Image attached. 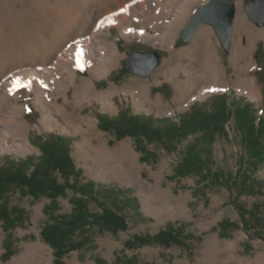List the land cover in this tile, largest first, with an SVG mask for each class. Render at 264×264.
<instances>
[{
    "label": "rangeland",
    "instance_id": "rangeland-1",
    "mask_svg": "<svg viewBox=\"0 0 264 264\" xmlns=\"http://www.w3.org/2000/svg\"><path fill=\"white\" fill-rule=\"evenodd\" d=\"M174 1L177 4L168 16L173 19L174 28L167 30L165 25L155 29L158 26L143 22L133 8L136 2L139 7L153 6L155 0H0V83L18 69L51 66L61 84L70 79L68 67L74 66L82 92L107 94L106 99L112 102V107H106L102 99L91 96L81 100V105L70 102L63 107L62 95L47 96L45 101L51 108H58L55 116L65 129L46 128L35 90L28 92L13 78L0 87V100L9 101L1 116H15V121L24 117L27 123L23 127L29 139V147L0 149V164L4 156L15 160L33 156L34 163H38L41 151L31 143L35 136H67L73 164L69 181L82 187L92 185L93 197L84 196L89 210L101 213L109 207L125 216L126 228L118 230L94 222L80 226L73 241L81 244L63 255L62 264H264V162L256 169L250 161L246 163L233 104L226 133H217L202 153V174L178 172L186 144L200 132L178 142L170 138L148 141L144 137L119 136L114 128L100 127L99 114L113 117L120 110L143 117L152 115L158 119L156 124L162 126L160 118L178 121L192 104L217 93H227L231 100L242 97L253 104L257 118L264 117V24L258 26L249 19L246 6L250 0H234L237 9L228 50L211 24H202L189 42L181 41V30L207 0ZM178 4H182L183 15L176 18ZM55 5L63 16H74V21L56 28L51 23ZM110 10L113 11L105 13ZM116 14H121L132 28H145L161 38L170 34L168 38L174 42L135 34L127 38L118 25L104 21L107 15ZM241 14L246 16V23H241ZM207 26L213 33L203 30ZM239 28L241 43L236 44ZM85 32L88 33L77 37ZM100 32L117 43L123 56L116 67L96 76L91 71L92 60L83 55L80 44L87 40L91 51H96V34ZM53 48L56 51L45 60ZM136 50L160 53V61L149 76L121 72L126 68L127 55ZM60 53L65 55L61 66L54 64ZM47 61V65L39 64ZM253 79L260 90L259 99L252 98L242 86ZM210 86L220 88L203 92ZM39 88L44 95L56 90L49 85ZM61 89L69 93L73 102L75 89L71 85ZM199 92L201 96L196 98ZM242 159L245 174L241 173ZM41 171L32 167L29 173L65 181L58 172ZM216 172L221 173L218 181L212 176ZM73 196L83 195L67 187L55 199L48 195L36 198L26 189L13 187L4 197L5 203L10 211L16 208L23 213L15 223L0 220V264H61L56 248L44 239L42 231L58 215L72 212ZM47 205L50 207L46 209ZM170 227L177 233L168 244H142L135 240Z\"/></svg>",
    "mask_w": 264,
    "mask_h": 264
},
{
    "label": "trees",
    "instance_id": "trees-1",
    "mask_svg": "<svg viewBox=\"0 0 264 264\" xmlns=\"http://www.w3.org/2000/svg\"><path fill=\"white\" fill-rule=\"evenodd\" d=\"M121 72H127L123 68ZM235 108V121L241 134L246 149V163H252L253 169L264 162V117L256 116V110L252 103L244 101L242 97L234 98L227 93L212 94L206 100L197 101L188 110L180 114L179 120L172 117H163L159 121L163 123L158 126V120L152 115H134L126 110H120L118 115L109 116L106 113L99 114L100 127L104 129L114 128L119 136L132 135L138 138L144 137L148 141L162 140L163 138L176 139L177 142L191 133L200 134L186 144L182 163L178 166V172H199L202 174L205 158L202 153L208 150L207 145L213 140L217 133H226L225 124L230 120L231 107ZM31 143L36 145L40 151L39 162L34 163V157L15 160L10 156H4L0 164V220L15 223L20 219L23 211L13 208L10 211L5 203L4 197L13 188L26 189L34 197L48 195L55 199L63 194L67 187L82 193L83 196H73V210L70 214H60L50 225L43 228L42 235L53 247L56 248V256L61 264V258L71 248H75L81 242L75 243L74 237L80 226L89 223H97L111 230L126 228L125 216L119 212L105 207L101 213H92L88 207V200L84 196L93 197L92 185L78 186L71 183L69 178L72 174L73 164L69 155V138L57 133L35 136ZM248 161V162H247ZM243 159L241 160V173L243 171ZM32 167L42 170L41 172H58L64 176L65 181L61 183L56 177H47L44 174H30ZM221 173H214V180L221 179ZM247 177V175H244ZM249 180V179H248ZM88 187V188H86ZM47 205L45 208H49ZM18 213L16 217L12 214ZM18 218V219H17ZM11 223V224H12ZM176 231L171 227L154 235L137 236L135 240L140 243L158 242L168 244L176 237ZM133 264V262H129Z\"/></svg>",
    "mask_w": 264,
    "mask_h": 264
},
{
    "label": "bare ground",
    "instance_id": "bare-ground-1",
    "mask_svg": "<svg viewBox=\"0 0 264 264\" xmlns=\"http://www.w3.org/2000/svg\"><path fill=\"white\" fill-rule=\"evenodd\" d=\"M136 3L134 4L133 8L135 9L136 15L142 17L143 22H147L148 25L158 26L155 29H161V27L163 25H165V28L167 30H172L174 28L173 19H171V18L169 19V17H168L170 15L169 14L170 9L173 8L174 6H176V4H177L174 0H170V1L168 0L166 2H162L161 0H155V4L153 6L142 5L139 7L138 4H136ZM55 8H56L55 12H53V15L55 14V16L52 17L51 23L53 25H55L56 28L61 29L65 25L66 22L71 23L74 21V19H75L74 16L68 15V17L67 16L65 17V16H63V13L61 11H58V10H60V8H58V6H56ZM182 8H183L182 4L177 5V11H175L174 17L177 18V17L183 15V9ZM111 11H113V10L107 11L105 13H108ZM240 11L242 12L241 6H240ZM166 19H168V21ZM239 19H240L241 23H246L247 19H246V16L244 14H241ZM63 20H65V21H63ZM88 21H90V19H88ZM104 21L108 24L118 25L119 28L121 29V32L123 33V35L126 36L127 38H131V36L133 34L139 35L142 38H148V39H154V38L156 39V37L161 38V36L156 35L155 32H153V33L147 32L145 28H143V29L132 28L129 22H126V23L124 22V17L121 14H116L114 16L107 15L104 18ZM203 30L208 31L209 33H213V29L210 26L204 27ZM87 33L88 32L79 34L77 37L85 35ZM241 34H242V28H239L237 38H236L237 39L236 44L241 43V37H242ZM169 36H170V34H166V36L162 37L161 40H163V42H164V40H166ZM168 39H170V43L174 42V40H172L171 38H168ZM78 41L79 40H76V42H78ZM95 46H98L99 49H97L96 51H91L90 45H89L87 40H83L80 44V48H81L83 55L88 56V58H90V60H92L91 71L96 76H97V74L105 75L111 69L116 67L117 63H119L121 61L123 53L120 52L117 43L116 42H110L106 36H103L102 32L96 34ZM62 47L59 49H56L57 51L54 50L55 47L53 49H51L48 52L47 56L45 57V60L49 59L50 55L53 54V51L54 52L56 51V54H58V52H60L63 49ZM13 53H12V56L15 55V53L14 54ZM4 55H6V54H4ZM62 56H63L62 53H60L58 57L56 55V57H55L56 62L54 63L55 65H60L62 62H64V60H65L64 56L65 55L63 57ZM54 60H52V61H54ZM48 63L49 62L47 61V63L46 62H40L39 64L47 65ZM51 68H52L51 66H37V67L31 68V69L30 68L25 69V70L18 69V71L10 72V71L14 70V69H12L9 71L10 73L9 72L5 73V74H7V73H9V74L6 75L4 81L0 83V87L2 86V84H5L7 82L11 83V79L13 78L15 80H19L23 85H25V88L28 92H30L31 90H35L36 91V104L42 113V122L46 128L59 127L62 130L65 129V127L62 128V125H60L58 123V120L55 116V112L58 111V108L56 106H55V108H51L49 103L47 101H45V98L47 96H52L54 98L55 97L58 98L60 95H62V97H64V101H65V104L63 105V107L66 104H69L70 102L73 104L76 103V104L81 105L82 104L80 102L81 100L89 99V97H91V96L102 99V101L104 102L103 104L106 107H112V102H110L106 99V97H108L107 94L100 95V94L93 93V92H82L81 91V85H79L76 81L77 76H78V73L76 72V67H74V66L68 67V70H70L69 71L70 72V79L68 81H63V83H61V84L58 81L57 76L55 74H53L56 70L51 71ZM48 85L53 86L54 88H56L57 91L54 90L53 92H48V94L44 95L43 92H41V89L39 88V86H41L42 88H46ZM68 85H71L72 88L75 89L73 102L69 99V93L66 92L65 90L61 89V87H64V86H66L68 88ZM242 86L245 87V89L249 90L248 94L252 98H256V99L260 98V96H259L260 90H259L258 86L256 85L255 79L250 80V81L246 80L245 82L242 83ZM90 87L94 88V85L92 83H90ZM219 88H220L219 86H210L206 90H204V91L202 90V91L203 92H211V91L217 90ZM201 92H199V94L196 95V98L201 96V94H200ZM8 103H9V101L6 100L5 98L2 101L0 100V136H1L0 137V149L2 151H12L14 149L15 145H25V146L29 147L28 135L25 133V129L23 127V125L24 124L26 125V123H27L25 118L21 117V119L19 121H15L14 120L15 116H8L7 118H3L1 116V112H3L6 107H8ZM54 103L58 104L59 102H54ZM20 131H21V133H20ZM76 263L78 264L77 261L75 262V264Z\"/></svg>",
    "mask_w": 264,
    "mask_h": 264
},
{
    "label": "water",
    "instance_id": "water-1",
    "mask_svg": "<svg viewBox=\"0 0 264 264\" xmlns=\"http://www.w3.org/2000/svg\"><path fill=\"white\" fill-rule=\"evenodd\" d=\"M234 0H207L203 2L190 17L187 25L180 32L181 41L189 42L202 24H211L223 45L228 50L236 15ZM246 11L250 20L256 25L264 24V0H250ZM160 61L158 51L136 50L126 57V68L140 76H149Z\"/></svg>",
    "mask_w": 264,
    "mask_h": 264
}]
</instances>
